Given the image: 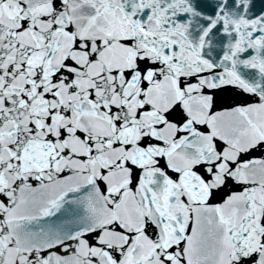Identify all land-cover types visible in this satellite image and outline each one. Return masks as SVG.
<instances>
[{
	"label": "snow or ice",
	"instance_id": "snow-or-ice-1",
	"mask_svg": "<svg viewBox=\"0 0 264 264\" xmlns=\"http://www.w3.org/2000/svg\"><path fill=\"white\" fill-rule=\"evenodd\" d=\"M0 264H264V0H0Z\"/></svg>",
	"mask_w": 264,
	"mask_h": 264
}]
</instances>
